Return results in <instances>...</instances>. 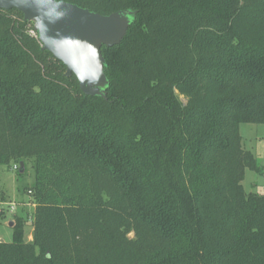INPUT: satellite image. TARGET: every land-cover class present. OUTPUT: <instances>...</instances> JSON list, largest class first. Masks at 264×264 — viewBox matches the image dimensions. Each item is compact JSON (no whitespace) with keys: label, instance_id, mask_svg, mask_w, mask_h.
<instances>
[{"label":"trees","instance_id":"trees-1","mask_svg":"<svg viewBox=\"0 0 264 264\" xmlns=\"http://www.w3.org/2000/svg\"><path fill=\"white\" fill-rule=\"evenodd\" d=\"M57 1L136 19L101 98L0 10V167L35 176L0 264H264L240 132L264 125V0Z\"/></svg>","mask_w":264,"mask_h":264},{"label":"water","instance_id":"water-1","mask_svg":"<svg viewBox=\"0 0 264 264\" xmlns=\"http://www.w3.org/2000/svg\"><path fill=\"white\" fill-rule=\"evenodd\" d=\"M0 10L22 13L33 24L42 50L66 67V77L75 76L86 96L106 98L110 82L102 49L122 44L136 12L104 16L57 0H0ZM21 168L24 172L23 163Z\"/></svg>","mask_w":264,"mask_h":264},{"label":"rangeland","instance_id":"rangeland-1","mask_svg":"<svg viewBox=\"0 0 264 264\" xmlns=\"http://www.w3.org/2000/svg\"><path fill=\"white\" fill-rule=\"evenodd\" d=\"M245 150L251 151L257 158L261 172L247 171L244 187L249 193L264 194V125L244 124L240 128ZM24 170L25 174H20L10 167H0V199L1 218L0 241L10 243L14 239V232L10 227V219L14 215L26 218V240L31 241L32 226L31 221L35 210L34 200L30 195H26L24 188L30 187L35 180L34 171L30 164ZM23 193V194H22ZM5 201V202H4ZM3 202V203H2ZM14 209V211H12Z\"/></svg>","mask_w":264,"mask_h":264},{"label":"built area","instance_id":"built-area-1","mask_svg":"<svg viewBox=\"0 0 264 264\" xmlns=\"http://www.w3.org/2000/svg\"><path fill=\"white\" fill-rule=\"evenodd\" d=\"M13 169H14L15 171H18V170H19V165H15V166L13 167ZM263 179H264V177H263ZM0 211H1V205H0ZM12 211H14V209H13Z\"/></svg>","mask_w":264,"mask_h":264},{"label":"crops","instance_id":"crops-1","mask_svg":"<svg viewBox=\"0 0 264 264\" xmlns=\"http://www.w3.org/2000/svg\"><path fill=\"white\" fill-rule=\"evenodd\" d=\"M32 240H33V236L31 235V241H32ZM29 241H30V240H29ZM31 241H30V242H31Z\"/></svg>","mask_w":264,"mask_h":264}]
</instances>
